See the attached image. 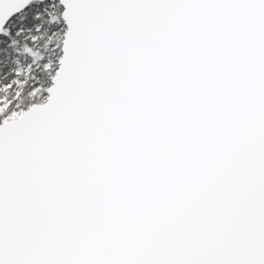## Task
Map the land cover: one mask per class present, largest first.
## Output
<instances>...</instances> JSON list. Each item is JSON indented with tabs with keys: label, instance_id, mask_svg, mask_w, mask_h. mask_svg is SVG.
Returning <instances> with one entry per match:
<instances>
[{
	"label": "snow or ice",
	"instance_id": "obj_1",
	"mask_svg": "<svg viewBox=\"0 0 264 264\" xmlns=\"http://www.w3.org/2000/svg\"><path fill=\"white\" fill-rule=\"evenodd\" d=\"M0 264H264V0H0Z\"/></svg>",
	"mask_w": 264,
	"mask_h": 264
}]
</instances>
